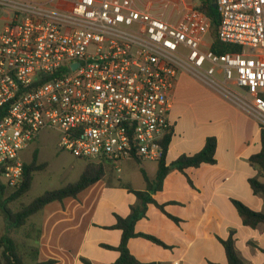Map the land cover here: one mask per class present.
Instances as JSON below:
<instances>
[{
  "label": "built area",
  "instance_id": "1",
  "mask_svg": "<svg viewBox=\"0 0 264 264\" xmlns=\"http://www.w3.org/2000/svg\"><path fill=\"white\" fill-rule=\"evenodd\" d=\"M159 1L183 6L194 27L167 20L153 0H0V172L9 188L22 184L21 153L45 131L61 150L118 172L127 160L159 162L184 72L264 127V0H215L219 39L242 47L225 54L203 48L211 20L197 5Z\"/></svg>",
  "mask_w": 264,
  "mask_h": 264
},
{
  "label": "crops",
  "instance_id": "2",
  "mask_svg": "<svg viewBox=\"0 0 264 264\" xmlns=\"http://www.w3.org/2000/svg\"><path fill=\"white\" fill-rule=\"evenodd\" d=\"M182 75L174 91L170 116L174 128L166 162L171 164L183 155L202 151L207 138L215 137L216 164L190 167L185 173L175 168L170 171L163 190L153 197L159 204H166V211L180 222L155 204H149L146 216L135 227L136 232L156 236L170 247L134 237L128 242L130 253L138 264H226L222 239L235 231L240 257L247 264H264V224L256 228L246 226L232 201L240 200L264 212V195L255 194L249 181L259 176V169L250 162V157L261 150L260 125L251 114L221 94L195 93L192 84ZM44 133L49 131L41 133L22 151L24 162V152L30 149L32 158L34 149H40V137ZM86 164L81 165L79 177ZM121 168V172L110 168L103 180L88 187L77 198L52 202L34 215L37 220L30 225L39 230L36 245L41 261L116 264L120 256L117 247L123 235V231L115 227L117 217H128L132 206L138 203L129 187L137 191L147 188L143 175L140 182L139 178H133L134 172L142 174L143 169L153 180L158 161L127 160Z\"/></svg>",
  "mask_w": 264,
  "mask_h": 264
},
{
  "label": "trees",
  "instance_id": "3",
  "mask_svg": "<svg viewBox=\"0 0 264 264\" xmlns=\"http://www.w3.org/2000/svg\"><path fill=\"white\" fill-rule=\"evenodd\" d=\"M197 8L207 15L211 20L210 35L212 38L211 49L216 54L225 53H238L242 51V47L230 43L222 42L218 37V29L220 23V16L218 10L213 8L212 0H201V3L197 5ZM173 131V130H172ZM172 133L168 134L164 139V157L158 162V171L155 179H150L145 170L142 169V175L144 177L147 188L143 191H137L129 187L138 198V203L132 206L131 214L124 217H117V223L115 227L120 228L123 231L122 240L117 249L120 252V256L116 264H138V260L132 256L128 248V242L134 237H144L158 245L165 248H169L165 242L157 238L156 236L147 233L136 232V223L144 218L147 214L149 204H155L159 209L166 213L177 223L180 219L169 214L166 211V204H159L153 197V194L163 190L164 181L170 171L175 168L185 173L187 168L200 167L202 165H214L216 164V148L217 139L215 137H208L205 147L202 151L194 155H183L175 162L168 164L166 162V153L171 143ZM259 142L261 144V150L250 157V162L259 169V176L250 178V185L255 194L264 195V127H261L259 133ZM136 161L141 163L142 160L136 158ZM107 165L103 163H87L79 179L73 183H69L61 188L47 190L42 195L34 199L29 204H25L20 210L14 211L9 203L22 198L31 189L34 181V175L38 171L45 170L47 163L38 161V152H35L33 159L30 163H24L23 181L19 188L13 189V192L1 202L2 211L15 228H21L25 226L29 219L35 214L39 213L44 207L52 202H62L64 199L73 197L77 198L78 195L86 190L88 187L103 180L107 173ZM1 173V172H0ZM2 175V174H1ZM190 185L194 186L192 180L188 178ZM8 187L3 184L2 188ZM9 188V187H8ZM237 207L240 215L243 218V222L246 226L256 228L260 224H264V212L254 210L247 206L240 200H232ZM31 230L36 233L35 237L30 233L28 236H32L37 244L40 238L39 230L36 226H32ZM31 237V238H32ZM222 243L225 248L227 263L226 264H247L239 255L236 249L235 231H231L227 239H222ZM26 257H29V262ZM57 260L50 259L47 261H41L39 259V249L37 245L26 248L21 247L11 236L3 235L0 237V264H56ZM86 264H91L86 261Z\"/></svg>",
  "mask_w": 264,
  "mask_h": 264
},
{
  "label": "rangeland",
  "instance_id": "4",
  "mask_svg": "<svg viewBox=\"0 0 264 264\" xmlns=\"http://www.w3.org/2000/svg\"><path fill=\"white\" fill-rule=\"evenodd\" d=\"M36 1H44V0H36ZM153 1L155 2L153 6L154 10L158 13L165 12V14L163 15H165V18L167 20H170L172 23L175 24L184 23V25L190 29L194 27L196 23V18L194 17L193 20H191L193 15L188 14L184 10L183 6L179 10L175 9L173 4L165 8V4L161 3L159 0H153ZM186 2L191 5H199L201 3V0H186ZM61 6H67V5L61 3ZM201 35L203 36V39L207 44V46L203 47L206 50L208 49L209 45L212 44V38L210 32L206 31L205 28L201 31ZM182 76H184L189 80L190 84H192L191 87L195 93L212 92L216 94L217 93L221 94L219 90L208 86L203 81L199 80L198 78H196L195 76H193L188 72H184ZM40 138L42 140L40 141V149L39 148L34 149V151L32 152V158H31L30 149L27 150L26 152H24V157H25L24 159H25V163H30L33 159L34 153L38 152L39 163L46 162L47 168L45 170L38 171L35 173L32 189L27 194H25L22 198L9 203V206L14 211L20 210L23 205L29 204L47 190L58 189L69 183L75 182L79 177L78 174L81 173L80 172L81 165L84 162L91 163L90 161L79 160L69 152L61 150L58 146V136L56 133L53 132L44 133ZM109 169L110 168L107 167V172ZM133 178L135 180L139 178L140 182H143L142 174L139 173L138 171L134 172ZM3 184L5 183L0 173V237L3 235H9L21 247H24V250H26L28 246L32 247L36 245L35 241L33 240L34 238L32 237V236L35 237L36 233L31 230L30 224L32 222H36L37 217L36 216L32 217L29 221L30 223H27V225L21 228L13 227L5 217L1 208V202L5 200L13 192V189L8 187L2 188ZM29 233L32 236L29 237L28 236ZM26 259L28 262L30 261L29 257H26Z\"/></svg>",
  "mask_w": 264,
  "mask_h": 264
},
{
  "label": "water",
  "instance_id": "5",
  "mask_svg": "<svg viewBox=\"0 0 264 264\" xmlns=\"http://www.w3.org/2000/svg\"><path fill=\"white\" fill-rule=\"evenodd\" d=\"M212 6H213V8H215V9H216L217 5H216V2H215V0H212Z\"/></svg>",
  "mask_w": 264,
  "mask_h": 264
}]
</instances>
